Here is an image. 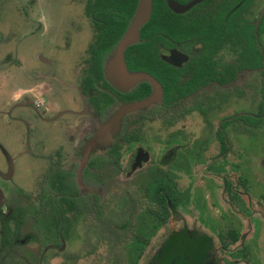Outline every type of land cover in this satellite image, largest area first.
<instances>
[{
	"label": "flooded vegetation",
	"instance_id": "1",
	"mask_svg": "<svg viewBox=\"0 0 264 264\" xmlns=\"http://www.w3.org/2000/svg\"><path fill=\"white\" fill-rule=\"evenodd\" d=\"M86 2L64 30L34 18L14 43L22 73L0 83V264H264V196L239 176V135L264 118V50L239 70V0H162L121 55L133 12L109 44ZM253 72L260 101L239 111ZM200 164L198 201L179 179Z\"/></svg>",
	"mask_w": 264,
	"mask_h": 264
},
{
	"label": "rangeland",
	"instance_id": "2",
	"mask_svg": "<svg viewBox=\"0 0 264 264\" xmlns=\"http://www.w3.org/2000/svg\"><path fill=\"white\" fill-rule=\"evenodd\" d=\"M82 1L83 0H0V83L3 79L6 88L10 89L14 76L17 73H22L11 67L14 43L18 36L23 37L22 35L27 33V29L31 26L30 23H32L33 19L40 17L41 20L44 21L45 17L43 15L46 12L54 13L57 17L61 15V17H63V19H61L63 22L61 27H63L62 30H64V27H71V24L77 21L74 18L76 17L78 19V14L82 11ZM263 6L264 0H251L245 8L244 15L247 18L254 19L258 16ZM57 21L59 20L57 19ZM84 24L83 27H86ZM260 43L264 50V33L260 35ZM27 61L28 65L36 64V60L33 57L28 58ZM243 80L246 86L254 87L255 94L252 98H248V94L244 97V100L251 101V105H247V101H244V103L239 99V111L242 109L241 111L250 113L252 109H256V104L260 101V75L257 72H253L244 75ZM1 85L2 84H0V86ZM246 92L249 91L246 90ZM256 129L253 131L252 128L246 127V130L242 131L239 128V131L247 134L239 135V176L250 184V187L246 184L245 187L251 188L249 193L252 198L258 199L257 195L261 194L264 196V118ZM204 136L205 131L199 130L197 137L203 138ZM183 149L184 148L180 149V151ZM230 150L231 154L234 155L233 159H235L236 149L232 148ZM229 158L230 156L228 159ZM182 162L183 161H180V163ZM228 171L235 172L236 170L228 168ZM193 172H195V175L192 179H186L181 175L179 186L195 189L192 195L195 200L199 201L201 200V192L199 190H202L204 195L206 192L204 191V177L199 176L205 172L203 164L199 165V169L194 167V170L189 171V174ZM235 181L236 180H234V182ZM241 187L242 186L239 184V188ZM199 215V218L203 219L206 216V212L201 211ZM252 221H254V219ZM255 237L258 239L257 233Z\"/></svg>",
	"mask_w": 264,
	"mask_h": 264
},
{
	"label": "trees",
	"instance_id": "3",
	"mask_svg": "<svg viewBox=\"0 0 264 264\" xmlns=\"http://www.w3.org/2000/svg\"><path fill=\"white\" fill-rule=\"evenodd\" d=\"M161 2L162 0H152L150 16L145 24L151 23L155 26ZM249 2L250 0H239V70L256 67L262 59L261 51L256 44H260V35L264 32V12L254 27L248 18L241 16ZM99 3L107 5V8L94 9L95 0H87L85 11L86 14L91 13L94 17L97 14L102 18L104 21L102 27L107 31L110 37L108 43L111 44L128 22L136 0H99Z\"/></svg>",
	"mask_w": 264,
	"mask_h": 264
},
{
	"label": "water",
	"instance_id": "4",
	"mask_svg": "<svg viewBox=\"0 0 264 264\" xmlns=\"http://www.w3.org/2000/svg\"><path fill=\"white\" fill-rule=\"evenodd\" d=\"M194 2L195 0H192L186 3L185 5H178L174 1L168 0V6L172 11L180 12L184 10L185 8H187L188 6H190ZM150 10H151V0H137L136 1L135 9L129 20V23L123 35L121 36V38L116 44L117 55H121V52L125 46H127L131 42L136 41L138 28L141 26V24H143L148 19ZM142 104H144V102H138V103L123 106L116 115L127 110L128 108H135Z\"/></svg>",
	"mask_w": 264,
	"mask_h": 264
}]
</instances>
